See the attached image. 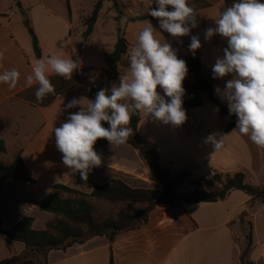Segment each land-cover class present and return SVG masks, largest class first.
<instances>
[{"label": "crops", "instance_id": "1", "mask_svg": "<svg viewBox=\"0 0 264 264\" xmlns=\"http://www.w3.org/2000/svg\"><path fill=\"white\" fill-rule=\"evenodd\" d=\"M188 2L198 13L196 30L215 27L214 19L220 16L223 0H216V3L207 0ZM3 3L0 1V74L15 68L20 78L14 89L0 82V140L6 146V152L0 155V163L7 166L20 156L34 182H3L0 194L2 228L12 227L20 216H29L33 218L34 229H45V224L54 216L42 211L39 203L48 198L56 184L90 194L93 184H105L113 179H119L131 188H149L153 182L157 183L142 156L126 143L95 147L102 157V164L89 172L87 181L79 173L70 172L55 146L54 128L66 122L69 113L79 111V107L66 109V105L73 98L93 100L90 97L91 87L107 83V64H98L87 52V47L94 44L92 39L96 34V25L86 46H79L85 30L82 19L90 15L93 8L85 14L81 4L73 3L71 6V0H4ZM122 5L125 6L126 2L119 3V7ZM15 7L22 9L35 33L41 53L39 58L35 56L23 19L16 16ZM110 13L108 22L103 21L99 34H107L106 28L110 23L121 26L117 34L124 33L129 57L131 48L138 43L140 30L137 28L145 26L148 20L128 22L132 16L126 19L121 16L117 23L116 16ZM74 20L79 25L75 28L80 40L73 37ZM181 38L172 45L177 51ZM116 39L112 49L104 55V60L113 50ZM225 40L219 37L217 41L216 35L212 37L221 54ZM52 55L72 57L80 62V67L70 80L50 71L48 75L55 93L48 94L42 102L37 101L35 92L38 85L27 87L26 77L32 74L36 59L46 60ZM188 55H178V58L185 60ZM128 71L119 64L118 72L124 75ZM209 79L218 83L215 78ZM192 80L193 77L186 79L188 82ZM118 81L112 85L118 84ZM157 90L163 95L159 86ZM185 111L187 120L181 126L163 124L140 113L138 134L157 146L162 166L173 175L188 171L193 180L211 178L214 173L233 175L241 172L249 184L264 187V149L234 130L236 126L229 133H224L229 119L222 117L206 97L201 107ZM211 133L222 135L223 146L219 150L205 143ZM174 168L178 170L176 173H173ZM242 213L246 214L245 221L252 225L249 260L253 264H264V238H259L256 232V220L264 214V204L250 205V198L239 190L231 191L225 200L215 203L183 208L154 206L148 214V221L139 229L117 235L112 243L106 237H92L66 250L50 251L46 257L47 264H109L111 255L114 264H240V254L245 246L239 222ZM164 217L172 221L164 223ZM24 253L23 244L11 241L0 233V261Z\"/></svg>", "mask_w": 264, "mask_h": 264}, {"label": "clouds", "instance_id": "2", "mask_svg": "<svg viewBox=\"0 0 264 264\" xmlns=\"http://www.w3.org/2000/svg\"><path fill=\"white\" fill-rule=\"evenodd\" d=\"M155 3L157 7L149 15L158 18L160 29L172 37L187 36L198 26V13L188 0ZM214 21L215 27L205 30V39L219 34L227 40V47L212 66L213 78L232 77L226 81L221 99L227 101L229 114L237 117L234 130L264 149V2L236 0ZM156 31L148 20L138 34V43L130 50L129 71L120 75L119 84L112 86L110 95L108 89H101L94 100L73 98L66 109L79 107V111L69 113L67 121L54 128L55 146L62 154V163L85 181L89 172L102 164V157L94 148L96 142L106 139L111 146L127 143L133 135L129 126L133 115L144 113L173 126H181L187 120L183 108L187 63L178 58L177 50L168 41L156 38ZM200 47L198 36H192L189 50L195 54ZM79 67L80 62L72 57L52 55L46 60L36 59L32 74L26 77V86L37 84L35 96L42 102L48 94L55 93L50 71L70 80ZM19 78L15 68L0 74V82L10 89L17 86ZM216 92L221 93V89L217 87ZM103 122L109 127H104ZM221 137L211 133L205 143L219 150L223 146Z\"/></svg>", "mask_w": 264, "mask_h": 264}, {"label": "trees", "instance_id": "3", "mask_svg": "<svg viewBox=\"0 0 264 264\" xmlns=\"http://www.w3.org/2000/svg\"><path fill=\"white\" fill-rule=\"evenodd\" d=\"M104 0H98L93 7L90 15L83 17L82 22L85 28L80 41V48H84L88 38L92 34L98 16L103 6ZM112 1L118 18L122 12L116 0ZM236 0H223L220 7V14ZM264 2V0H262ZM158 22V18L151 17L149 14L138 15L128 19V22L139 21ZM23 24L31 38L35 56L40 57V48L37 38L27 18ZM190 42L186 43V46ZM227 47L225 40L223 49ZM128 41L124 33L117 36L113 50L105 57L107 64L106 84H98L91 87L90 97L94 100L96 93L101 89H109V83L117 80L118 66L122 60L128 59ZM188 73L193 76V80H184L183 87V108H198L203 105V98L218 110L222 117L229 119L224 133H229L235 126L237 117L230 115L228 107L214 96V81L206 78L203 73L199 50L193 54L189 50V55L185 59ZM114 81V82H115ZM109 94V93H108ZM110 95V94H109ZM140 121V113L133 115L130 127L133 135L126 143L136 150L147 163L155 181L160 189L150 188H131L119 179H113L105 184H93L90 194H85L67 186L56 184L52 188V193L47 199L39 203L42 211L50 213L54 218L45 224V229L36 230L32 227L33 218L20 216L19 220L10 228H2L0 220V233L11 241L24 245L25 253L22 256H14L0 261V264H47V254L53 250H66L67 248L83 244L92 237H106L112 243L119 234L139 229L148 221V214L157 206L159 208H183L188 205L201 203H215L223 201L233 190H239L250 198V205L264 204V187H256L245 180V175L237 172L233 175H222L214 173L211 178H198L193 180L188 171L171 174L169 169L160 164L157 146L147 140L142 139L137 131ZM104 127H109L103 122ZM109 144L106 139H99L95 147H103ZM6 152V146L0 140V155ZM26 181L33 183L34 180L27 171L20 156H17L11 164L2 166L0 163V194L4 181ZM92 200L106 204H146L144 209L136 212L117 211L109 212L106 216L99 213ZM242 213L239 217L242 226L245 246L240 254V264H253L249 260V253L252 249V225L246 222ZM109 264H114L112 255Z\"/></svg>", "mask_w": 264, "mask_h": 264}, {"label": "rangeland", "instance_id": "4", "mask_svg": "<svg viewBox=\"0 0 264 264\" xmlns=\"http://www.w3.org/2000/svg\"><path fill=\"white\" fill-rule=\"evenodd\" d=\"M0 1H1V4L4 5V3H3L4 0H0ZM95 1H97V0H71V3H72L71 6H73V3H74V5L79 3V4H81L82 9L84 10V13L87 14V13L91 12V10L93 8V4ZM207 1H210L211 3H216L215 2L216 0H207ZM117 2H118V4L126 2L125 6H123V5L120 6V8H122V9H120L122 13L120 15H118V18H115L117 23H118V20L120 19L121 16L123 19H126V18H129L131 16L133 17L135 15L148 14L146 12H149L151 9H154L157 7L155 0H117ZM103 3H104V5H103V8H102V10L98 16V20H97V24H96V34H94V37L92 39L94 44H93V46L87 47V52L91 54L90 56L93 55L94 59L96 60V62L98 64L106 66V64H105L106 62L104 60V55H106V53L112 49L113 40L119 35V34H117V33H119L118 27H121V26H117L116 23L115 24L110 23V25L106 28L107 32L105 31L107 34H99V32L101 31V28H102L103 21L105 20L104 22L106 23L109 20L108 13L111 11L110 14L117 16V13L112 6L113 5L112 1L104 0ZM69 5H70V2L68 3V7L66 5L67 11L69 9ZM15 8H17L16 16L23 19V21H24L25 16H24V14H22V9L18 8V7H15ZM169 10H171L170 6H169ZM151 23H152L153 27L157 30L155 32V34H160V36H157L156 38L161 40V42L166 40L171 45H173L174 41L178 40L177 38L172 37L169 33L160 29L159 21L158 22H151ZM73 25H74L73 37L76 40H80V34H78V31L75 28V27L79 26L78 23L76 22V20H74ZM143 27H145V26H141L137 29L141 31ZM25 33H26V31H25ZM190 34H191L190 36L182 37L180 39V41H182V43L179 42L177 44V46L179 48L177 51L178 55L186 57L188 55V51H189V48L186 46V43L190 42L192 36H198L200 43H201V47L198 50H199L201 62L203 64L202 73L206 78L207 77L213 78L212 66L215 64V61L218 57H222V54L219 51L218 46L213 43L212 38L208 39V40L205 39V31L203 29L196 30V27L192 28ZM216 37H217V41L219 40V37H220V39H222V37L219 34H216ZM121 65L123 68H126L128 71V69L130 67V60L129 59L122 60ZM122 71H125V69ZM118 73H119V76H118L117 80L116 81L113 80V82L109 83L110 88H112V86L115 85V84L112 85V83H114V81L117 82L119 80L120 75H122L120 72H118ZM192 77L193 76L190 73H188L185 80L190 79ZM106 78H107V76H106ZM231 78H232L231 76H226L223 79H217L218 83H213L214 96L217 99H219L226 106H227V101L222 100L221 95H222V91L225 87L226 81L228 79H231ZM118 84H119V81H118ZM118 84H116V85H118ZM217 87L221 89V93L216 92ZM110 88L108 89L109 94H111ZM176 171H178L177 168H174L173 173H176ZM149 188L150 189H160L158 183H155V182H153ZM26 201H28V199H26ZM92 204L96 205V207L99 210V213H101L104 216H106L109 212H112V213H116L117 211L136 212L137 210L144 209L147 206L146 204L144 205V204H131V203L106 204V203H102V202H97L95 200H92ZM256 232H257V235L259 238H264V214H262L261 217H259L256 220Z\"/></svg>", "mask_w": 264, "mask_h": 264}, {"label": "built area", "instance_id": "5", "mask_svg": "<svg viewBox=\"0 0 264 264\" xmlns=\"http://www.w3.org/2000/svg\"><path fill=\"white\" fill-rule=\"evenodd\" d=\"M172 220L169 217H164V223H170Z\"/></svg>", "mask_w": 264, "mask_h": 264}]
</instances>
